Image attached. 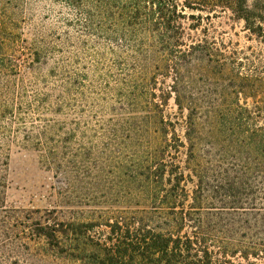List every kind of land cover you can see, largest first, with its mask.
Instances as JSON below:
<instances>
[{"label": "trees", "instance_id": "16d2710c", "mask_svg": "<svg viewBox=\"0 0 264 264\" xmlns=\"http://www.w3.org/2000/svg\"><path fill=\"white\" fill-rule=\"evenodd\" d=\"M35 5L46 13L33 26V65H53L37 72L32 85L15 84L16 98L12 87L0 90V111L9 114L4 120L0 112V139L7 143L22 132L33 148L45 149L50 164H65L61 140L47 142L45 135L80 125L69 116L88 105L103 111L111 101L118 113V104L125 112L101 125L136 132L140 143L128 158L138 195H149L164 217L166 228L157 230L152 217L120 214L116 225L129 231L104 245V263L264 264L262 53L208 40L187 44L178 0H0L1 62L22 23L33 22L26 11ZM231 6L264 39V1ZM171 98L177 110L166 113ZM78 225L87 224L68 227Z\"/></svg>", "mask_w": 264, "mask_h": 264}, {"label": "rangeland", "instance_id": "374dc122", "mask_svg": "<svg viewBox=\"0 0 264 264\" xmlns=\"http://www.w3.org/2000/svg\"><path fill=\"white\" fill-rule=\"evenodd\" d=\"M178 1L184 10L181 21L187 44L208 40L221 47L225 43L229 49L237 48L247 55L252 50L260 52L264 61V39L253 34L246 21L232 9L234 0ZM257 1L249 0V4ZM54 9L61 7L55 5ZM26 13L34 14L33 22L22 23L10 42L11 48L0 61V90L12 87L14 98L15 84L32 85L37 72L44 75L53 65L50 60L33 65L36 39L33 26L45 22L42 16L46 11L35 5ZM2 98L0 94V101ZM103 104V111L88 105L84 113L76 111L69 116L80 125H71L59 135L53 132L45 135L47 142L49 137L61 140L56 146L61 157H67L65 164L60 160L50 164L43 158L45 149L33 148L22 132L15 133L7 143L0 139L4 147L0 153V264H107L102 259L104 245L118 243L121 232L127 235L129 231L116 225L117 217L123 213L144 214L153 218L148 223L157 230L166 228L162 223L164 217L155 213L151 197L138 195L141 187L135 182L128 154L135 150L140 139L128 128L101 125L102 121L125 112L118 104V113L111 112V101ZM249 104L254 105L251 98ZM15 106L14 102L10 110ZM176 110L171 98L166 113ZM0 112L7 120L9 114ZM179 133L182 134L181 130ZM181 156L185 158L184 154ZM67 166L69 174L64 171ZM185 184L190 190L194 186L191 182ZM54 218L64 226H56ZM70 222L87 225L72 226V230L68 227ZM133 228L130 227L131 231ZM74 230L82 234L78 236L80 240L72 239ZM74 246L83 251L72 249Z\"/></svg>", "mask_w": 264, "mask_h": 264}]
</instances>
